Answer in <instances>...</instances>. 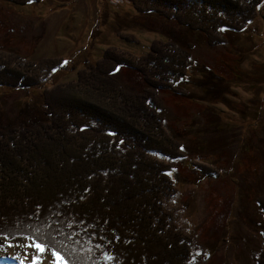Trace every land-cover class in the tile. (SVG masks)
I'll return each instance as SVG.
<instances>
[{
	"label": "trees",
	"instance_id": "obj_1",
	"mask_svg": "<svg viewBox=\"0 0 264 264\" xmlns=\"http://www.w3.org/2000/svg\"><path fill=\"white\" fill-rule=\"evenodd\" d=\"M128 2L137 15L199 33L210 46L264 12V0ZM169 31L161 28L165 40L152 41L142 56L107 48L87 68L98 73L92 81L78 72L76 86L44 94L47 118L30 113L37 123L0 127V237H27L66 264L199 263L169 207L173 169L191 159L208 166L206 177L219 172L205 155L188 156L164 123L160 94H185L179 83L192 64L190 45L182 47ZM57 65L0 56V87L37 85ZM117 67L138 72L144 86L127 89ZM258 204L264 213V194ZM262 254L257 264H264Z\"/></svg>",
	"mask_w": 264,
	"mask_h": 264
},
{
	"label": "rangeland",
	"instance_id": "obj_2",
	"mask_svg": "<svg viewBox=\"0 0 264 264\" xmlns=\"http://www.w3.org/2000/svg\"><path fill=\"white\" fill-rule=\"evenodd\" d=\"M18 1L0 0V56L15 64L58 65L37 85L0 87V127L37 123L30 113L47 118L45 93L76 86L71 83L78 72L92 81L98 73L87 68L109 47L123 55L146 54L152 41L165 40L158 31L169 29L176 43L190 45L192 64L179 83L185 94H160L164 123L188 156L205 155L219 172L206 177L208 166L178 162L169 207L193 241L198 264H257L264 251L258 204L264 194V12L242 31L226 32L223 44L210 46L199 33L137 15L128 0ZM115 72L129 90L144 86L136 71ZM6 237H0V264H53L52 250L40 251L24 236ZM54 259L66 264L58 255Z\"/></svg>",
	"mask_w": 264,
	"mask_h": 264
},
{
	"label": "snow or ice",
	"instance_id": "obj_3",
	"mask_svg": "<svg viewBox=\"0 0 264 264\" xmlns=\"http://www.w3.org/2000/svg\"><path fill=\"white\" fill-rule=\"evenodd\" d=\"M29 2H31V0H29ZM65 63H67L66 61H65ZM53 71H56V69H53ZM33 247H37V249L38 250H40V251H43V249H40V246L39 245H32ZM0 247H2V245H0ZM53 264H55V256H56V253H55V251H53ZM44 264H47V261H45L44 262Z\"/></svg>",
	"mask_w": 264,
	"mask_h": 264
}]
</instances>
